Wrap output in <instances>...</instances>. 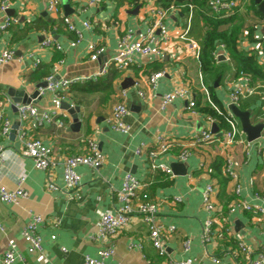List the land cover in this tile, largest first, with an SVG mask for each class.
I'll use <instances>...</instances> for the list:
<instances>
[{
    "label": "crops",
    "instance_id": "obj_1",
    "mask_svg": "<svg viewBox=\"0 0 264 264\" xmlns=\"http://www.w3.org/2000/svg\"><path fill=\"white\" fill-rule=\"evenodd\" d=\"M151 1L155 4V0ZM235 1V10L243 21L239 46L256 55L264 69V8L257 0ZM187 3L195 6L192 15L195 12L210 15L204 2L202 6L196 0L182 4ZM6 16L18 18L20 23L0 31V50L11 49L15 53L11 62L0 66V113L12 126L8 136L0 132L3 148L0 187L15 189L19 176L24 175L27 197L17 205L0 203V222L5 227L0 231V264L10 239L14 240L16 251L22 257L16 264H86V256L99 258V251L107 247L114 248L115 253L106 258L104 264H164V259L158 257L151 246L148 228L139 217H132L128 226L113 237L106 240L98 237L102 215L114 213L120 206L117 194L127 172L145 184L143 191L159 203V223L165 228L174 227L173 233L163 236L168 258H189L205 264H213V257L219 259V264H248L257 258L264 245V222L253 212L238 211L228 215L227 207L237 198L252 206L264 207V83L251 81L256 89L254 95L236 105L241 111L249 112L252 125L263 124L257 139L247 145L249 141L237 119L240 134L231 147L223 149L220 145L225 130L217 122L210 129L216 128L213 133H218L219 140L196 144L195 136L208 126L206 115L199 107L207 105L197 90L199 63L184 56L185 42L179 38L185 28L186 13L171 14L166 20L171 39L168 43L159 40L161 58L137 56L126 71L114 67L108 70L104 76L113 70L117 73L109 88L88 93L82 89L85 84L78 83L63 94L64 99L55 98L49 91L39 95L40 84L51 74L56 79H73L97 73L102 63L114 55L122 34L131 30L132 39H138L146 32L144 6L137 0H96L94 6L87 5L86 0H62L61 14L55 16L47 11L45 0H13L5 14L0 12V25ZM62 16H67L81 33V39L73 47L70 43L77 36L66 28ZM84 21L91 23V30L83 28ZM198 25V33L187 34L196 42L205 31L201 20ZM49 36L61 46L60 50L40 49L42 39ZM156 36L159 38L158 33ZM90 42L104 48L98 61L89 59L86 47ZM217 51L225 57H219L215 63L220 76L213 79L202 75L205 84L217 81L214 94L226 108L228 93L237 83L238 75L227 53L220 47ZM35 58H39L40 64L34 68ZM157 71H165V75L152 88L149 76ZM182 79H190L195 87L196 104L200 101V105L191 110L184 100L176 99L161 109V95ZM138 91L142 92V97ZM121 101L128 109L124 119L131 127L128 135L111 130L107 124L113 107ZM25 102L39 112L57 115L54 121L26 132L27 138L39 139L52 148L56 165L51 171L38 170L30 159L21 156L23 144L19 138L21 123L17 107ZM62 102L78 108L77 120L63 109ZM77 121L80 126L72 129ZM159 135L172 141L173 146L151 160L148 152L156 148ZM88 138L99 146L104 163L97 170L78 166L81 185L69 197L64 189L62 163L69 156L86 154ZM184 147L190 154L185 161H179L178 155ZM138 148L141 152L136 154ZM228 157L233 160L231 170L239 177V196L234 194V182L224 174ZM151 163L165 164L171 169V176L152 171ZM219 163L222 177L228 180L224 187L216 174ZM50 183L56 189L48 190ZM208 183L215 184L217 213L212 241L204 244L201 228L207 214L202 209V191ZM255 194L260 198H255ZM175 197H180L181 201L174 202ZM36 215L43 218L36 232L41 237L44 253L29 255L22 231ZM185 240L190 241L187 250L183 247ZM239 242L247 245L249 253L239 249Z\"/></svg>",
    "mask_w": 264,
    "mask_h": 264
},
{
    "label": "built area",
    "instance_id": "obj_2",
    "mask_svg": "<svg viewBox=\"0 0 264 264\" xmlns=\"http://www.w3.org/2000/svg\"><path fill=\"white\" fill-rule=\"evenodd\" d=\"M13 0H0V12L5 14L12 3ZM87 5L94 6L96 0H86ZM144 6L147 18L144 23L147 25L146 32L141 35L138 39H132L131 30L122 34L116 43V51L114 55L106 59L101 68L97 73L91 75L87 78H73L66 79L60 78L56 79L54 75H49L46 80V86L44 88H39V95H42L45 91H49L54 94L57 99H64V93L70 89L73 85L78 83H85L88 81H95L99 77L104 76L108 70L112 67L118 71L128 70L132 64L135 62V57H152L161 58L163 56V51L159 47V40L161 42L168 43L171 39V34L166 27V20L172 14H178L182 11H186V23L183 33L179 36L181 40L185 42L184 56L190 57L199 63L200 55V45L195 40L187 36L192 18V11L194 5L192 3L174 5L171 4L168 8L164 9L162 7L156 6L151 0H137V2ZM210 14L220 17H227L234 13L237 7V2L235 0H203ZM47 11L52 15L61 14L62 0H45ZM62 21L66 25V28L74 32L77 39L70 43V46H75L81 39V33L75 28V26L70 22L67 16H62ZM20 20L15 17L6 16L4 22L0 25V31H6L12 25H18ZM82 26L86 30H91L92 25L89 21L82 22ZM158 33L159 38L156 36ZM49 47H54L57 50L61 49V46L54 42V40L49 36L43 38L40 42V49H47ZM224 50L223 46H220ZM86 51L89 55L91 61H98L100 55L104 52V48L94 42L87 44ZM225 51V50H224ZM224 56L220 52L214 54V59L216 61L219 57ZM15 58V53L11 49L0 50V66H3L11 62ZM40 64L39 58H35L33 61V67H37ZM165 75V71H157L149 76V84L152 88H155L157 81ZM198 88L197 90L204 98L206 104L218 111V107L212 101L209 89L204 82V78L201 72L198 74ZM195 87L192 85L190 79H182L177 82L173 89L169 92L161 95L160 97V107L161 109L166 108L173 103L176 99H182L187 103V108L193 110L196 107V99L194 94ZM256 89L252 85L249 76L242 72L238 74V80L235 85L232 86L228 93V102L226 104L227 110V129L223 131L220 139V145L222 148H228L237 141L240 134L239 122L237 118L230 112L228 107L230 105H238L241 101L254 95ZM123 94V93H122ZM140 97L143 96L142 92L138 91ZM18 118L21 123V133L19 138L22 141L23 149L21 151V156L30 159L33 165L38 170L51 171L54 169L56 162L53 158V150L50 146L45 145L39 139L27 138L26 132L31 129H37L41 127L44 122H52L56 118L54 112H39L36 107L32 104H22L17 107ZM128 114L127 106L123 101L116 103L113 107L111 117L107 120L109 128L113 131L120 132L122 134L128 135L131 131L129 124L125 122V117ZM207 129H204L197 133L195 136L196 144H207L219 140L217 138L218 133H213L210 129L212 125L216 123V120L211 116H206ZM62 123L58 122V126L62 127ZM12 126L9 119L4 117L0 113V132L3 136H8L11 132ZM250 142H246L248 145ZM173 146L172 141H170L165 136L157 137L156 148L148 152L149 159H153L157 156L164 155ZM87 152L84 155H72L63 160L62 163V178L64 183V189L67 191L68 196L78 189L81 185V176L76 171V168L80 165L87 166L92 170H97L104 163V155L99 149L97 143L88 138L86 140ZM3 148L0 146V164L3 160L2 158ZM141 148L136 149L135 153L139 154ZM190 152L188 148H183L178 155L179 161H185L189 156ZM233 166V160L228 157L225 159L224 174L234 182V194L239 196L240 186L238 183V174L231 170ZM150 169L152 171L161 172L166 175L172 174L171 169L165 164H150ZM25 181V176L21 175L18 178L15 189H6L0 187V203H8L17 205L21 199L27 197V192L23 188V183ZM145 184L141 183L136 179L131 173L127 172L122 181L121 189L117 194V199L120 202V206L115 210L114 213H104L100 220V228L98 237L102 240H106L109 237H113L118 234L122 229H124L131 222L132 217H139L141 221L148 228V239L156 251L158 257L164 259V264H205L200 261H194L193 259L184 260H174L167 257L166 247L163 236L165 234H171L174 231V227L165 228L158 221L159 213V203L151 198V196L143 191ZM47 189L52 191L56 189L55 185L52 183L48 184ZM215 184L208 183L202 191V209L206 212L207 217L204 220L201 228V240L204 244L210 243L214 236L213 225L216 223V213L217 205L215 202ZM255 198L259 199L260 196L255 194ZM180 197H175L174 202H180ZM238 211L254 213L256 218L261 219L264 222V207L252 206L248 202L242 199H236L231 202L227 207V214L232 215ZM43 222V218L36 215L32 220L25 225L22 231V240L25 245V250L29 255H42L44 253L42 247L41 237L36 232V228L39 224ZM5 230L4 225L0 222V231ZM264 234V229H263ZM189 240L183 242V247L185 250L189 248ZM238 247L242 252L249 253V248L245 243L239 242ZM65 252L64 248H61ZM115 253L114 248H102L99 251V258H93L90 256L85 257L86 264H104L106 258L112 257ZM22 260V257L16 251V245L14 240L10 239L8 241V249L4 253L1 259V264H16L17 261ZM213 264H219V259L213 257L211 259ZM248 264H264V245L260 249L258 256L255 260L250 261Z\"/></svg>",
    "mask_w": 264,
    "mask_h": 264
},
{
    "label": "trees",
    "instance_id": "obj_3",
    "mask_svg": "<svg viewBox=\"0 0 264 264\" xmlns=\"http://www.w3.org/2000/svg\"><path fill=\"white\" fill-rule=\"evenodd\" d=\"M186 2V0H155V5L162 7L164 9L168 8L171 4L180 5ZM196 3L203 5L202 0H196ZM253 9L255 8L254 3L252 2ZM255 10V9H254ZM183 14H187L186 11H182ZM257 13V12H256ZM210 14V12H209ZM237 10L234 13L227 17H220L215 15H204L202 13L195 12L191 18V25L188 32V35H194L200 31L199 20L203 23V28L205 31L202 33L199 39L200 45V55H199V69L200 72L209 78L217 79L220 76V73L216 69V59H214V54L217 52L220 46H223L225 52L227 53L228 60L232 63L237 71L244 73L249 76L251 81H259L264 83V69L258 63L256 55L250 52H245L239 46L240 43V34L243 31V21L238 17ZM249 32L252 31L251 28H248ZM192 35V36H193ZM116 70L111 71V74L107 76H101L95 81H88L84 83L85 92L93 93L105 88H109L112 84L111 79L117 76ZM110 78L109 80H107ZM213 82L206 81L207 88L209 89L210 96L212 101L218 107V111L207 106L199 107V111L204 114L213 117L217 124L223 128L227 129V110L218 100L214 94V85ZM74 86V85H73ZM72 86V87H73ZM71 87V88H72ZM197 105H200V101H197ZM221 163L217 167V177L221 187L227 183V179L222 177L221 173ZM216 168V167H215Z\"/></svg>",
    "mask_w": 264,
    "mask_h": 264
},
{
    "label": "water",
    "instance_id": "obj_4",
    "mask_svg": "<svg viewBox=\"0 0 264 264\" xmlns=\"http://www.w3.org/2000/svg\"><path fill=\"white\" fill-rule=\"evenodd\" d=\"M257 3L260 5V7L264 8V0H257ZM261 11H262V9H261ZM221 58L225 59L224 56H222ZM213 85L216 86L217 85V81L214 82ZM45 86H46V83L43 82V83L40 84L39 87L44 88ZM27 102H25V104H29ZM62 107H63V109H65L69 113H71L73 118L75 120H77L78 117L75 114V112L78 111L77 107H73L70 104L64 103V102H62ZM228 109L239 120L240 125L242 127V131L246 135L247 140L249 142L254 141L255 139H257L260 136V132L263 129V124L262 123H258L256 125H252L251 122H250V118H249V116H250L249 112L241 111L236 105H230L228 107ZM77 126L78 127L80 126V123H78V121L71 128L74 129ZM215 131H216V128L212 127V132H215Z\"/></svg>",
    "mask_w": 264,
    "mask_h": 264
}]
</instances>
